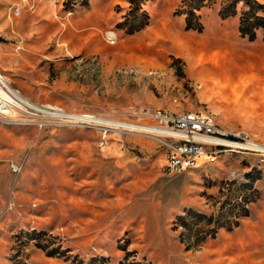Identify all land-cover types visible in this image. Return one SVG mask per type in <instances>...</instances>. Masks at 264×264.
Segmentation results:
<instances>
[{
    "label": "rangeland",
    "instance_id": "rangeland-1",
    "mask_svg": "<svg viewBox=\"0 0 264 264\" xmlns=\"http://www.w3.org/2000/svg\"><path fill=\"white\" fill-rule=\"evenodd\" d=\"M224 1L198 31L183 0H145L129 33V0H0V71L40 106L147 123L135 111L206 110L264 144V29L242 37L243 3L223 18ZM0 114V264H264V153L172 172L155 136Z\"/></svg>",
    "mask_w": 264,
    "mask_h": 264
},
{
    "label": "built area",
    "instance_id": "built-area-1",
    "mask_svg": "<svg viewBox=\"0 0 264 264\" xmlns=\"http://www.w3.org/2000/svg\"><path fill=\"white\" fill-rule=\"evenodd\" d=\"M14 12H21V7H15ZM109 39L111 43L116 42L114 35H109ZM44 106L63 109L56 105ZM135 112L153 119L154 122L109 118L116 122L104 126L105 132L108 128H116L127 133H143L157 137L166 149V167L172 172L196 166L198 159L202 157L214 160L221 153L230 150L264 153L261 146L255 144L254 140L243 132L226 134V131H216V124L207 116H201V110L198 113H174L167 109H143Z\"/></svg>",
    "mask_w": 264,
    "mask_h": 264
},
{
    "label": "trees",
    "instance_id": "trees-1",
    "mask_svg": "<svg viewBox=\"0 0 264 264\" xmlns=\"http://www.w3.org/2000/svg\"><path fill=\"white\" fill-rule=\"evenodd\" d=\"M130 10L124 18V23L127 26L129 33H133L137 30L142 29L145 25L148 24L149 15L142 9V5L145 0H129ZM210 0H183L182 14H185L186 29H194L202 31L204 24L201 21V15L198 13L202 7L208 5ZM239 3H243L244 9L240 14L239 21V32L242 37L248 38L250 41H253L257 37L258 30L264 29V2L259 0H226L223 2L220 9V14L223 18H226L237 13V8ZM252 187L253 181L244 183ZM228 202H225L223 209L226 208ZM239 206L241 204H238ZM242 208L245 211V214H248V207L243 203ZM188 213L192 214L196 218V222H200L206 218L202 213H197L192 210H189ZM182 218H185L183 216ZM213 217L209 218L208 223H211ZM184 222L187 224L189 221ZM219 225V222H218ZM215 226L211 234H215L217 230Z\"/></svg>",
    "mask_w": 264,
    "mask_h": 264
},
{
    "label": "bare ground",
    "instance_id": "bare-ground-1",
    "mask_svg": "<svg viewBox=\"0 0 264 264\" xmlns=\"http://www.w3.org/2000/svg\"><path fill=\"white\" fill-rule=\"evenodd\" d=\"M16 14H19L20 12H15ZM110 35H114L115 33L113 31L109 32ZM13 107H19V108H26V109H33L38 110L40 112L51 114L53 116L61 117V118H68V119H74V120H89L90 122L101 124V125H109L110 123L114 122L115 120L97 117L90 114H76L67 112L64 110H61L59 108L50 109L45 106H40L37 103L30 100L28 97L24 96L19 90L14 88L8 79L2 74L0 71V111L2 113H11L13 112ZM162 108L157 109H149L148 110H158ZM197 110H187L186 112L191 113H198ZM182 112H174V113H184ZM1 115V114H0ZM201 116H207L208 119H211L214 124H216V131H226V134H234V132H243L244 135L254 140L255 144H258V146H261V149L264 150V144L257 141L250 133L244 131V130H236V129H230L226 126L222 125L217 121L215 116L206 110H201ZM116 122V121H115ZM230 151H239V150H230Z\"/></svg>",
    "mask_w": 264,
    "mask_h": 264
}]
</instances>
